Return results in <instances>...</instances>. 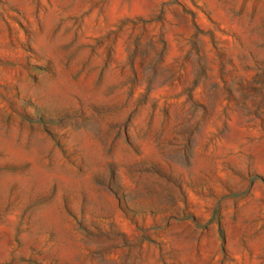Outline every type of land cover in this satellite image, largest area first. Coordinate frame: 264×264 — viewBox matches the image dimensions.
I'll list each match as a JSON object with an SVG mask.
<instances>
[{"label":"rangeland","instance_id":"1","mask_svg":"<svg viewBox=\"0 0 264 264\" xmlns=\"http://www.w3.org/2000/svg\"><path fill=\"white\" fill-rule=\"evenodd\" d=\"M0 264H264V0H0Z\"/></svg>","mask_w":264,"mask_h":264}]
</instances>
